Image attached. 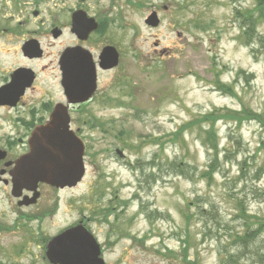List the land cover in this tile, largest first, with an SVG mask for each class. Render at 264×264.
<instances>
[{"label": "rangeland", "instance_id": "374dc122", "mask_svg": "<svg viewBox=\"0 0 264 264\" xmlns=\"http://www.w3.org/2000/svg\"><path fill=\"white\" fill-rule=\"evenodd\" d=\"M102 8L121 63L119 109L112 111L118 122L106 126V138L90 137L80 184L57 193L43 186L36 207L21 209L48 217L19 220L9 189L0 187L1 222L9 228L0 231V264H49L48 240L84 218L98 243L109 245L105 264H264V227L246 254L232 243L264 226L261 124H215L220 166L211 179L198 127L171 141L179 126L215 111L264 119V23L247 39L237 16L253 2L102 0ZM152 12L155 28L144 23ZM217 81L234 95L218 91ZM107 147L122 150L125 160L103 156Z\"/></svg>", "mask_w": 264, "mask_h": 264}, {"label": "flooded vegetation", "instance_id": "af4514ba", "mask_svg": "<svg viewBox=\"0 0 264 264\" xmlns=\"http://www.w3.org/2000/svg\"><path fill=\"white\" fill-rule=\"evenodd\" d=\"M112 25V19L103 15L102 0H0V187L11 192L15 161L27 153L33 129L46 124L56 109L65 110L69 130L84 143L87 171L90 137L106 138L110 131L106 126L118 122V114L112 111L119 109L120 58L114 66L112 52L103 55L107 48L118 53ZM14 145L19 149L14 150ZM110 147L103 156L116 158L118 148ZM43 186L38 185V190ZM49 188L55 193L68 189ZM31 196L22 191L20 199L13 198L19 220L48 217V212L22 213L23 208L36 207L37 202L19 205ZM107 217L99 218L106 226ZM91 222L84 218L76 224L82 223L92 234ZM108 229L114 233L113 225ZM6 230L0 217V231ZM100 248L103 254L109 245Z\"/></svg>", "mask_w": 264, "mask_h": 264}, {"label": "water", "instance_id": "95a60500", "mask_svg": "<svg viewBox=\"0 0 264 264\" xmlns=\"http://www.w3.org/2000/svg\"><path fill=\"white\" fill-rule=\"evenodd\" d=\"M144 23L157 27L159 19L156 13L152 12ZM109 52L113 54L115 66L117 53L107 48L103 55ZM68 124L65 110L56 109L46 124L31 132L27 142L28 152L15 161L10 172L11 195L14 198H20L22 190L32 192V197L27 202L23 198L19 205L36 203L40 183L63 189L74 188L82 180L84 145L69 130ZM45 258L50 264H105L98 242L81 223L49 239Z\"/></svg>", "mask_w": 264, "mask_h": 264}, {"label": "trees", "instance_id": "16d2710c", "mask_svg": "<svg viewBox=\"0 0 264 264\" xmlns=\"http://www.w3.org/2000/svg\"><path fill=\"white\" fill-rule=\"evenodd\" d=\"M243 1V0H240ZM253 2V8L245 10V11H237V16L239 17L241 24L243 25L244 31L243 35L250 39L255 32V28L258 24L264 23V0H251ZM218 91L222 93L234 95L229 88L224 87L216 82ZM259 122L261 126L264 128V119L259 115L252 113L247 110H222L215 111L213 113L204 115L198 119L191 120L179 126L175 132L172 134V142L176 141V138L181 137L186 132H191L195 127L206 126L207 129L205 132V136L202 138L201 133L198 132V138L203 140V143L209 147V151L211 153V162L208 164V170L204 173V176L208 179H211L212 175L218 170L219 162H218V142L216 139V130L214 129L215 124L218 121H225L227 123H231L235 125V128L240 129L243 123L255 121ZM225 159L227 157L225 156ZM244 166V164H243ZM239 215L243 218H246V214L241 205H239ZM264 226H261L259 230L251 231L247 229L246 232L240 234L239 236H233L234 239L232 243L235 247H237L240 254H246L249 250V246L254 242L258 233ZM234 256H230L229 259L232 261ZM186 264H197L195 261H187Z\"/></svg>", "mask_w": 264, "mask_h": 264}]
</instances>
